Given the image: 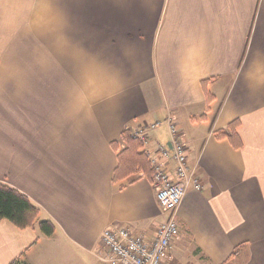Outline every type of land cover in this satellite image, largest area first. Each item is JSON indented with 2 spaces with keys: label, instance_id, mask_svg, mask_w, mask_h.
Wrapping results in <instances>:
<instances>
[{
  "label": "crops",
  "instance_id": "1",
  "mask_svg": "<svg viewBox=\"0 0 264 264\" xmlns=\"http://www.w3.org/2000/svg\"><path fill=\"white\" fill-rule=\"evenodd\" d=\"M172 122L190 187L166 264H264V0H0V182L50 220H0V264H105L112 226L151 239V178L113 180L122 135ZM235 124L233 138L216 133Z\"/></svg>",
  "mask_w": 264,
  "mask_h": 264
},
{
  "label": "built area",
  "instance_id": "2",
  "mask_svg": "<svg viewBox=\"0 0 264 264\" xmlns=\"http://www.w3.org/2000/svg\"><path fill=\"white\" fill-rule=\"evenodd\" d=\"M167 123L171 136L169 147L160 146L158 151L162 157L174 161L175 178L170 177L156 159L150 158L155 199L167 217L159 224L151 239H146L123 226L105 228L100 236L105 252L99 258L105 264H166L173 240L179 232L176 209L190 187L196 191L202 189L194 170L187 165L184 142L172 122ZM158 125L159 123L143 126L131 132V135L146 144L147 131Z\"/></svg>",
  "mask_w": 264,
  "mask_h": 264
},
{
  "label": "trees",
  "instance_id": "3",
  "mask_svg": "<svg viewBox=\"0 0 264 264\" xmlns=\"http://www.w3.org/2000/svg\"><path fill=\"white\" fill-rule=\"evenodd\" d=\"M235 124H230L226 129L216 133L218 138L235 136ZM122 141L126 147L118 153V162L114 170L113 180L132 182L138 175L151 178L153 167L143 150L140 140L133 137L129 131L122 135ZM39 208L34 205L27 196L0 182V220L5 219L20 229L37 226L40 233L46 237L52 236L55 230L50 220H38ZM11 264H28L21 260H15Z\"/></svg>",
  "mask_w": 264,
  "mask_h": 264
},
{
  "label": "rangeland",
  "instance_id": "4",
  "mask_svg": "<svg viewBox=\"0 0 264 264\" xmlns=\"http://www.w3.org/2000/svg\"><path fill=\"white\" fill-rule=\"evenodd\" d=\"M143 127V126H142ZM141 127V128H142ZM130 132V134H131V131H129ZM149 131H147V133H148ZM140 142H142L141 140H140ZM143 143V142H142ZM146 155L148 156V152H146Z\"/></svg>",
  "mask_w": 264,
  "mask_h": 264
}]
</instances>
